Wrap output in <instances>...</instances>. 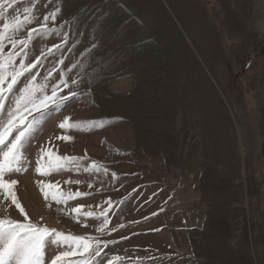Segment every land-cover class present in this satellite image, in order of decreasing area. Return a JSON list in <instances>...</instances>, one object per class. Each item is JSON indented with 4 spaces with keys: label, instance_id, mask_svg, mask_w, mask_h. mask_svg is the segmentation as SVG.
Segmentation results:
<instances>
[{
    "label": "rangeland",
    "instance_id": "374dc122",
    "mask_svg": "<svg viewBox=\"0 0 264 264\" xmlns=\"http://www.w3.org/2000/svg\"><path fill=\"white\" fill-rule=\"evenodd\" d=\"M184 1L208 34L209 64L192 40L195 27L177 6L172 8L173 0H66L57 17L58 25L87 10L80 24L84 35L72 37L81 43L72 53L65 49L60 67L80 60L83 66L69 76L82 77L79 90L88 94L42 122L26 145L25 167L10 179L17 181L14 191L29 220L66 235H98L95 228L103 218L77 216L70 209L84 205L82 211H100L107 207L104 201L112 200L108 228L125 227L101 236L117 243L104 250L97 264H107L113 255L126 257L120 264H264V0ZM9 2L0 0L4 8ZM30 6L31 0H14L5 16L23 17ZM55 6L56 0H36L34 14L42 20ZM101 17L100 47L92 56H81L94 42L90 30ZM58 42L55 37L36 41L29 60H35L43 43ZM54 59L45 61L41 73ZM198 68L212 83L222 111L203 102ZM58 79L56 72L52 82ZM65 116L102 126L65 131L58 127ZM62 135L72 139H56ZM41 146L60 156H86L83 166L96 161L109 174L69 166L41 176L35 171ZM112 171L119 177L114 183ZM76 179L82 183H64ZM40 180L63 192L91 194L57 204L45 200ZM0 218L24 222L2 190ZM63 250L47 246V264Z\"/></svg>",
    "mask_w": 264,
    "mask_h": 264
},
{
    "label": "snow or ice",
    "instance_id": "6c2138e0",
    "mask_svg": "<svg viewBox=\"0 0 264 264\" xmlns=\"http://www.w3.org/2000/svg\"><path fill=\"white\" fill-rule=\"evenodd\" d=\"M13 2L14 0L9 2L6 8L0 4V8H3V11H0V19H3V23L0 25V190L3 191L6 199L10 198L11 202L15 204L20 215L23 216L24 222L0 218V264H47L46 250L49 245L64 249L51 260V264H97V260L104 250L110 244L117 243L116 240H102L101 236L109 235L111 232L117 231L118 228L125 227V225L119 224L117 227L108 228L110 222L108 211L113 207L112 200L104 201L103 203L107 207L100 211H82L84 205L70 209V212L77 216L96 220L103 218L95 228L98 235H66L54 228L50 229L31 222L17 200L14 191L17 181L10 179L25 167V162L29 159L26 145L31 143V139L35 137L42 122L51 113L62 111L70 100L79 99L88 94L79 90L83 84L82 77L78 79L76 76H69L77 67L83 66L80 60H76L70 67H60L65 64L67 58L65 49H67V53H72L81 43L79 39L73 40L72 37L84 35L80 24L82 23L81 16L87 10L82 9L57 25V17L63 13L66 0H56L54 10L43 15L42 20L34 14L36 0H31L32 6L23 9V17L17 15L9 20L5 13L12 7ZM102 20L103 17L90 30V38L94 42L80 53L81 56H92L93 52L100 47L97 32L100 31ZM34 23H37L38 26L27 27ZM53 37L59 42L52 44L51 47L43 43L39 55L35 56V60L30 61L29 57L34 54V43L36 41L46 42ZM7 45L11 47L5 52ZM49 57H58V59H54L51 66L41 73L40 69L44 68L45 61ZM56 72H59V79L52 82L53 74ZM21 84L22 86H19ZM65 89L69 90L67 94H64ZM85 124L89 127L98 124L102 126V122L97 121L70 122V118L65 116L58 127L65 131L81 130ZM56 139L69 141L72 136L62 135L57 136ZM85 159H87L86 156L83 158L60 156L52 147L41 146L35 160V171L41 176H48L72 166L77 172L82 168L85 173L104 176L109 174V169L96 161L83 166L81 161ZM118 180L117 173L112 171L111 181L114 183ZM37 183L45 200L50 197L57 204L67 203L77 197L91 194L78 190L63 192L57 184L45 183L43 180L37 181ZM64 183L80 184L82 181L78 179L66 180ZM87 186L91 189L93 183L89 182ZM100 190L97 189V191ZM129 196L131 193L123 200L116 202L117 206L123 204ZM96 208L100 209L101 205H96ZM123 239H127V237H123ZM72 257L76 258L71 259ZM125 259V256L113 255L111 259L107 260V264H120Z\"/></svg>",
    "mask_w": 264,
    "mask_h": 264
},
{
    "label": "bare ground",
    "instance_id": "6f19581e",
    "mask_svg": "<svg viewBox=\"0 0 264 264\" xmlns=\"http://www.w3.org/2000/svg\"><path fill=\"white\" fill-rule=\"evenodd\" d=\"M158 2V1H156ZM172 8H174L173 6H177L178 9L180 10V12L183 13V15L185 16V18L187 20H189V22L195 27V32H193V42H195V44L200 47V54L201 56L204 58L205 62L207 64H209L211 61H213L211 55V50H210V43H209V38H208V34L205 33V30H203L202 28V24L201 22H199V20L193 15L190 6L188 5V3H186L184 0H173V3H171ZM155 5V3H154ZM155 8V7H154ZM156 10V9H153ZM160 11V10H159ZM158 11V12H159ZM163 11V10H162ZM157 12V11H156ZM175 12V11H174ZM153 13V12H152ZM155 13V11H154ZM160 14V13H159ZM159 14L157 13V15L159 16ZM178 14V12H177ZM156 15V14H155ZM170 15V14H169ZM163 16V15H162ZM175 16V15H174ZM160 17V16H159ZM165 17V15L163 16ZM177 17V16H176ZM175 17V18H176ZM167 18V17H166ZM181 18V17H180ZM164 21V19H163ZM180 21V20H179ZM185 21V20H184ZM164 22H166V24L170 25V21L169 20H165ZM173 25V24H172ZM171 25V26H172ZM188 25V24H186ZM192 26V27H193ZM169 27V26H168ZM189 29V28H188ZM169 30V29H168ZM174 30V29H173ZM172 30V31H173ZM189 31V30H187ZM175 33V32H174ZM173 38V37H172ZM176 38V37H175ZM178 39V38H177ZM174 40V39H173ZM179 40V39H178ZM178 42V41H177ZM198 42V43H197ZM172 43V42H171ZM176 43V42H175ZM180 43V42H179ZM181 44V43H180ZM183 47L184 46H180ZM174 50V49H173ZM185 51V49H184ZM175 52V51H174ZM180 52V51H178ZM186 52V51H185ZM187 54V53H186ZM188 56V54H187ZM175 58V55L173 56ZM189 59H192L188 56ZM179 59V58H177ZM191 62H193V64H196L194 61L191 60ZM189 63V62H188ZM190 67V66H189ZM196 67V66H195ZM197 69V68H195ZM194 69V71H195ZM193 70V69H191ZM198 72V75L200 76L199 79V83H198V89L201 93V97L203 99V102L209 106V108L211 110H216V112H220L222 111V107L220 104V101L218 100V98L216 97V93L215 90L213 88L212 83L210 82V80L204 75L203 71L201 70V68H198V70H196ZM191 87V86H190ZM193 93V92H192ZM193 95V94H192ZM208 108V109H209Z\"/></svg>",
    "mask_w": 264,
    "mask_h": 264
}]
</instances>
